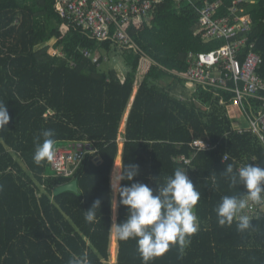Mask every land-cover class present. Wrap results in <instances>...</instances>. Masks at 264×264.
<instances>
[{"label":"trees","instance_id":"1","mask_svg":"<svg viewBox=\"0 0 264 264\" xmlns=\"http://www.w3.org/2000/svg\"><path fill=\"white\" fill-rule=\"evenodd\" d=\"M223 1L220 14L233 2ZM241 5L254 21L251 40L264 60V0ZM201 6L159 0L148 16L127 26L143 51L136 53L112 41L100 43L90 31L69 25L58 14L56 0H0V101L11 117L0 131V264H68L71 253L84 256L85 264H109L111 173L114 166L113 184L121 168L120 128L135 90L122 134V164L138 165L139 175L121 186L140 182L156 190L177 168H185L178 161L185 156L192 158L189 178L201 193L193 209L199 230L190 243L183 252L171 247L149 264H264V206L250 217L254 228L245 232L237 230L235 220L219 225L214 210L223 196L246 191L243 185L230 187L221 175L226 165L264 167V146L249 127L241 132L233 127L226 106L234 101L222 104L200 87L187 100L172 91L185 81L188 52L221 45L204 42ZM111 53L122 57L124 72L105 67L104 57ZM259 73L264 79V64ZM253 104L260 108L262 103ZM45 129L55 130L56 144L89 147L74 178L56 176L49 162L35 164V138ZM197 138L215 147L194 156L190 142ZM74 179L77 193L54 195L56 186ZM96 199L101 200L97 222L89 224L85 211ZM120 200L119 194L117 224L128 216ZM117 239L116 264H144L135 239Z\"/></svg>","mask_w":264,"mask_h":264},{"label":"built area","instance_id":"2","mask_svg":"<svg viewBox=\"0 0 264 264\" xmlns=\"http://www.w3.org/2000/svg\"><path fill=\"white\" fill-rule=\"evenodd\" d=\"M179 7L182 2L193 6L202 2L199 7V24L203 28L204 42H220L221 45L209 51L187 54L190 64L188 71L182 77L194 83L196 87L214 92L219 102L226 104L228 100L238 103L249 121L248 130L256 134L264 146V79L259 69L264 64L256 44L251 40L254 21L245 17L246 9L241 5L243 0H233L227 11L220 14L223 0H174ZM159 0H56L58 14L69 25L88 30L98 42L112 41L118 48L143 52L127 26L134 19H142L150 13ZM87 57H92L90 50H83ZM107 58L105 57V60ZM99 63V57H93ZM231 95L228 99L226 96ZM251 100L260 101L259 107ZM245 129L240 128L239 131ZM190 146L194 156L203 150L215 147L202 138L193 139ZM57 157L49 162L56 176L74 178L81 163L89 152L84 144H56ZM227 156H225V159ZM179 162L186 164V174L189 176V166L192 158L180 156ZM264 205H256L248 201V206L241 215L253 217L259 215ZM264 213V210H262Z\"/></svg>","mask_w":264,"mask_h":264},{"label":"clouds","instance_id":"3","mask_svg":"<svg viewBox=\"0 0 264 264\" xmlns=\"http://www.w3.org/2000/svg\"><path fill=\"white\" fill-rule=\"evenodd\" d=\"M10 119L7 103L0 101V131L7 129ZM56 157L55 130H42L35 138L33 156L35 164L39 166L43 162H53ZM125 165L117 169L112 184L113 190L120 194V203L128 206L127 219L116 224L118 238L122 241L135 239L144 264H149L156 257L162 256L171 247L178 246L183 252L190 243V237L199 230L198 217L193 211L201 198L198 187L194 186L186 170L179 168L156 190L140 182L121 186L120 181H133V178L139 175L138 165ZM221 175L228 179L230 187L243 185L246 191H242L241 195L222 197L214 209L219 225L231 226L235 220L239 232L254 228L252 219L247 215H241V212L248 206V201L264 205V167L248 163L235 168L229 163ZM213 183L215 184V180ZM3 187L0 184V191H3ZM100 207L101 200L96 199L91 208L85 211L84 218L87 223L97 222L96 210ZM68 264H85V257L71 253Z\"/></svg>","mask_w":264,"mask_h":264},{"label":"rangeland","instance_id":"4","mask_svg":"<svg viewBox=\"0 0 264 264\" xmlns=\"http://www.w3.org/2000/svg\"><path fill=\"white\" fill-rule=\"evenodd\" d=\"M56 51H58V50H56ZM108 58H109V61L105 63V67H108V66L109 67H116L120 71L122 70L121 72H124L126 70V67L123 66L122 57L120 55H117L116 53H111L110 55H108ZM166 82L168 83V80H166ZM166 82H164L163 84L167 85ZM184 83L187 85V88L189 87L192 91L196 90V85L194 83H192L190 81H184ZM179 88H180L179 85H176V88L172 91L174 93H177V91H178V95H179L180 93H182V92H180ZM188 89L186 90V92L181 94V97L184 100H187L190 98V96H193L192 95L193 93H190L189 92L190 90H188ZM135 91H134V94H135ZM226 109H227V114H228L229 118L231 119L233 127H235V128H248L250 126L246 115L240 109V107L238 106L237 103L229 104L228 106H226ZM123 129H124V123L122 122L121 128H120L121 132ZM113 194H114L113 195V209H114L115 203L117 201L116 197L118 195V191L115 193L113 190ZM112 217H114V215H112ZM116 218L117 217H115L114 219L116 220ZM109 251H110L109 264H115V260L113 262V258H112V254H111V245H110ZM116 255H117V249H116L115 259H116Z\"/></svg>","mask_w":264,"mask_h":264},{"label":"crops","instance_id":"5","mask_svg":"<svg viewBox=\"0 0 264 264\" xmlns=\"http://www.w3.org/2000/svg\"><path fill=\"white\" fill-rule=\"evenodd\" d=\"M107 55V54H106ZM108 56V55H107ZM107 56H105L107 59L105 60V57H104V61L105 62H108L109 61V58L107 57ZM185 80V79H184ZM185 81H187V80H185ZM186 83V82H185ZM180 84L179 85V90H180V92H182V93H184V92H186V90L189 88H187V85L186 84ZM188 90H190L189 92L190 93H194L195 91H192L190 88L188 89ZM137 91V90H136ZM136 91H135V94H136ZM177 93H178V91H177ZM182 93H180V95L182 94ZM135 94L133 95V97H132V99H131V103H130V105H129V107H128V109H127V114H125V116H124V119H123V123H124V129L122 130V132H121V135H120V137H119V152H118V155H119V157H120V160H121V168H123V164H122V151H123V146H124V137H123V135L122 134H124V132H125V127H126V121H127V118H128V114H129V110H130V107H131V104H132V102H133V100H134V97H135ZM121 131V130H120ZM123 141V142H122ZM63 144H66V143H63ZM118 155H117V157H118ZM114 165H115V163H114ZM113 169H114V166H113ZM113 169H112V173H113ZM112 173H111V186H112ZM121 183H122V181H120V185H121ZM112 189H113V187H112ZM114 195V194H113ZM117 201H116V203H115V207H114V209L112 210V215H114V217H112V229H111V239H110V245H111V241H112V235H113V232L115 231V229H116V224H117V218H118V203H119V192H118V195H117ZM115 217H117L116 218V220L114 219ZM115 235H116V243H117V254H118V239H117V234L115 233ZM116 262H117V255H116V259H115V264H116Z\"/></svg>","mask_w":264,"mask_h":264},{"label":"water","instance_id":"6","mask_svg":"<svg viewBox=\"0 0 264 264\" xmlns=\"http://www.w3.org/2000/svg\"><path fill=\"white\" fill-rule=\"evenodd\" d=\"M66 191H72L77 193L79 191L78 180L74 179L66 184L56 186L53 189L54 195H58Z\"/></svg>","mask_w":264,"mask_h":264}]
</instances>
